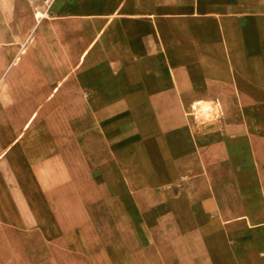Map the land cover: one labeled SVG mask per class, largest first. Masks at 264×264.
Listing matches in <instances>:
<instances>
[{"label": "crops", "instance_id": "obj_1", "mask_svg": "<svg viewBox=\"0 0 264 264\" xmlns=\"http://www.w3.org/2000/svg\"><path fill=\"white\" fill-rule=\"evenodd\" d=\"M236 100H264V0H0V217L73 187L114 106L196 164L109 264H264V117ZM213 104L226 121L194 116Z\"/></svg>", "mask_w": 264, "mask_h": 264}, {"label": "rangeland", "instance_id": "obj_2", "mask_svg": "<svg viewBox=\"0 0 264 264\" xmlns=\"http://www.w3.org/2000/svg\"><path fill=\"white\" fill-rule=\"evenodd\" d=\"M244 105L252 116L264 117V110L258 114L264 100H236L238 111L230 117L241 119ZM116 110L103 108V123L82 153L73 187L38 195L26 209L0 217V264H109L116 234L131 229V220L155 217L163 203L180 197L196 163L163 162L162 147L146 146L148 137L162 135L130 130L122 124L129 117ZM198 112L194 116L207 122L229 118L219 104L203 105ZM166 149L169 156L176 150ZM36 234L42 238L37 243Z\"/></svg>", "mask_w": 264, "mask_h": 264}]
</instances>
